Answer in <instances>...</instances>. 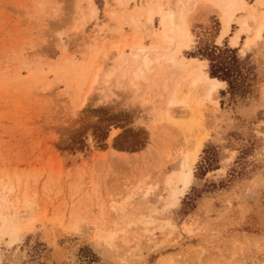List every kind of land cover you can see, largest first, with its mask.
I'll return each mask as SVG.
<instances>
[{
  "label": "rangeland",
  "instance_id": "374dc122",
  "mask_svg": "<svg viewBox=\"0 0 264 264\" xmlns=\"http://www.w3.org/2000/svg\"><path fill=\"white\" fill-rule=\"evenodd\" d=\"M172 1L0 0V214L15 219L0 264H264V35L254 36L264 1L246 0L217 45L220 0H196L191 46L134 80L121 58L159 33V15L151 27L141 7ZM215 47L236 49L245 95L222 79L210 97L190 91L180 64L195 57L211 75ZM173 92L190 106L168 118Z\"/></svg>",
  "mask_w": 264,
  "mask_h": 264
},
{
  "label": "bare ground",
  "instance_id": "6f19581e",
  "mask_svg": "<svg viewBox=\"0 0 264 264\" xmlns=\"http://www.w3.org/2000/svg\"><path fill=\"white\" fill-rule=\"evenodd\" d=\"M263 1L264 0H262V2ZM196 3V0H174L172 1V4L169 5V7H166L165 4L160 3L157 4V6L141 7L142 11L146 8L145 20L151 27H153L155 15H159V33H155L156 35H158V41L152 43L151 45H146L143 42L138 43L136 42V40H134V43H137L135 49H133V51H131L129 55H126L125 58L124 56L123 58H121L120 63L123 61L131 62V70L133 73L132 79L139 80L140 78H142L144 76V70L152 69L154 64H157V62L161 59L169 61L172 64L177 63V59L175 56L178 54V52H180L184 48H189L192 44V42L189 41V35L192 36V27L189 14L191 12V9H194ZM219 5H221L223 8L222 30L219 38L221 37V34L224 38L230 33L235 15L247 6L246 0H220ZM141 16H143L141 11H138L134 15H131V24H133L135 27H139ZM251 17L253 18L255 17V15H251ZM242 25L244 27L249 25L246 18L242 20ZM263 29L264 13L261 15L258 25L255 28L254 36L256 39L261 38ZM231 37L232 43L237 45L240 40V33L238 32ZM164 41L169 43L176 42L177 46L170 50V45H163ZM126 45L127 44L125 43L124 47ZM113 48L115 51H119V46L117 44L113 46ZM123 49H121V52L124 54ZM190 60L192 61V64L190 66L191 68L180 64V69L188 70L189 73L195 76L190 83V91L192 93L198 96L202 95V97H210L213 92L221 88L214 87V83L225 84V81H222L216 77H212L208 74V72L205 71V63L203 60H199L195 57H192ZM108 74L109 73H107V75ZM99 78L100 71L98 70L92 82V89L95 87ZM176 94V92H173V94L169 98V106L165 110V116L168 118L172 116L171 105L179 104L182 105L183 109L189 108L190 106L189 94H186L180 98H178ZM88 98L89 96L87 95L84 100H82V105L86 103ZM200 98L201 97L199 96V100ZM196 148L197 147H195V150ZM191 155L186 156L183 169L180 171L182 183L181 188H174L171 191L170 196L172 198V204L174 206H177L180 202L179 194H183L193 182V165L196 163L197 159L194 161L192 167L189 168L188 159ZM2 201L4 203V201H6V198L2 197ZM5 215L0 214V225L2 224V227H0V233L7 232L10 227L12 228V230H14L12 225L14 224L15 219L9 218ZM72 262L74 263V259Z\"/></svg>",
  "mask_w": 264,
  "mask_h": 264
},
{
  "label": "trees",
  "instance_id": "16d2710c",
  "mask_svg": "<svg viewBox=\"0 0 264 264\" xmlns=\"http://www.w3.org/2000/svg\"><path fill=\"white\" fill-rule=\"evenodd\" d=\"M236 52V49L215 47L205 57L210 60V76L226 80L232 93L245 95L248 86L243 82L247 76L240 68Z\"/></svg>",
  "mask_w": 264,
  "mask_h": 264
},
{
  "label": "snow or ice",
  "instance_id": "6c2138e0",
  "mask_svg": "<svg viewBox=\"0 0 264 264\" xmlns=\"http://www.w3.org/2000/svg\"><path fill=\"white\" fill-rule=\"evenodd\" d=\"M71 9V5H68L67 9L68 11H70ZM194 37H192L191 35H189V41L192 42L194 41ZM215 43L217 45H220L221 42H222V39H223V36L221 34V37L219 39H217L216 37H213ZM214 87H226V85L224 84H220V83H214ZM262 131H264V129H262ZM223 150V148H222ZM199 150L196 151V153L192 154L189 159H188V166L189 168L192 167L194 161L199 157ZM236 153L233 152V153H230L227 157V159H223V165L224 167L220 169L221 173L224 172L226 170V168L231 164V161L232 159L235 157ZM261 158H264V152H261ZM13 239H12V242L15 243L17 242V239H18V234L17 233H13ZM15 264H19V261L15 262Z\"/></svg>",
  "mask_w": 264,
  "mask_h": 264
},
{
  "label": "crops",
  "instance_id": "0c3cea01",
  "mask_svg": "<svg viewBox=\"0 0 264 264\" xmlns=\"http://www.w3.org/2000/svg\"><path fill=\"white\" fill-rule=\"evenodd\" d=\"M258 25V24H257ZM257 27V26H256ZM263 35H264V29H263V31H262V35H261V38L263 37ZM232 38V37H231Z\"/></svg>",
  "mask_w": 264,
  "mask_h": 264
}]
</instances>
